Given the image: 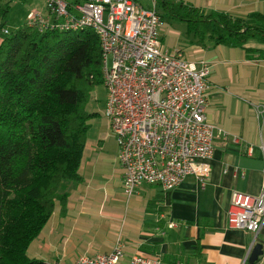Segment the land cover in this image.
I'll return each mask as SVG.
<instances>
[{"label":"crops","instance_id":"1","mask_svg":"<svg viewBox=\"0 0 264 264\" xmlns=\"http://www.w3.org/2000/svg\"><path fill=\"white\" fill-rule=\"evenodd\" d=\"M32 1L23 2L29 10L46 12L44 6L31 7ZM137 1L151 5V0ZM172 1L199 8L204 14L223 12L245 18L253 12L264 13V0ZM160 41L168 53L179 49L189 61L210 64L205 114L226 135L214 138V151L206 160L211 167L206 184L193 176L167 191L142 183L127 196L118 147L107 162L86 141L80 178L64 183V208L55 203L29 244L28 257L46 264L68 263L81 254L107 253L120 241L124 255L118 264H128L134 254L157 257L160 264L244 261L252 233L229 226L227 210L234 191L257 195L264 178V41L214 44L208 33L200 41L185 23L168 16L163 17ZM232 136L237 142L231 141ZM257 243L264 249V223Z\"/></svg>","mask_w":264,"mask_h":264},{"label":"built area","instance_id":"2","mask_svg":"<svg viewBox=\"0 0 264 264\" xmlns=\"http://www.w3.org/2000/svg\"><path fill=\"white\" fill-rule=\"evenodd\" d=\"M42 2L45 13L34 9L26 13L28 27L38 32L88 29L98 38L106 90L103 115L118 147L125 195L142 183L167 191L189 176L206 184L211 170L206 160L214 151V138L226 135L205 114L210 64L189 61L179 49L171 53L162 49L163 19L156 1L148 7L137 0ZM231 141L237 138L232 136ZM227 221L252 233L242 264H264V249L253 263L248 262L264 223V178L257 195L231 194ZM123 255V244L117 241L107 253L47 264H118ZM128 264H160V260L134 254Z\"/></svg>","mask_w":264,"mask_h":264},{"label":"trees","instance_id":"3","mask_svg":"<svg viewBox=\"0 0 264 264\" xmlns=\"http://www.w3.org/2000/svg\"><path fill=\"white\" fill-rule=\"evenodd\" d=\"M155 1L162 19L185 23L200 41L206 33L214 44L264 41V13L236 18ZM11 2L0 0V264H46L28 257L27 248L55 203L64 208V183L80 178L96 113L82 103L102 83L101 48L92 30L38 32L24 21L8 28Z\"/></svg>","mask_w":264,"mask_h":264},{"label":"rangeland","instance_id":"4","mask_svg":"<svg viewBox=\"0 0 264 264\" xmlns=\"http://www.w3.org/2000/svg\"><path fill=\"white\" fill-rule=\"evenodd\" d=\"M35 5L40 8L43 7L41 0L32 1L31 7ZM29 9L30 8L23 1L12 0L8 22H6L8 28L13 29L16 25L22 23ZM105 98L106 91L101 83L87 90L86 101L82 103V108L89 112H96L88 121L89 126L86 131L85 143L88 141L92 146L94 145L95 154L101 152L100 158L108 162L115 148L117 149V144L115 137L110 131L107 118L103 115Z\"/></svg>","mask_w":264,"mask_h":264},{"label":"water","instance_id":"5","mask_svg":"<svg viewBox=\"0 0 264 264\" xmlns=\"http://www.w3.org/2000/svg\"><path fill=\"white\" fill-rule=\"evenodd\" d=\"M262 250H263L262 245L260 243H256L249 255L248 262L253 263L262 253Z\"/></svg>","mask_w":264,"mask_h":264}]
</instances>
